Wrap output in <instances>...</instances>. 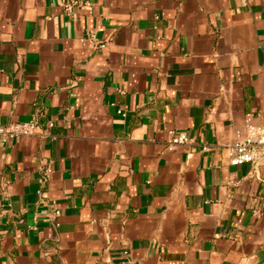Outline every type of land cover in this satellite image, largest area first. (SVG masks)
<instances>
[{"label":"crops","instance_id":"1","mask_svg":"<svg viewBox=\"0 0 264 264\" xmlns=\"http://www.w3.org/2000/svg\"><path fill=\"white\" fill-rule=\"evenodd\" d=\"M63 1L0 0V126L57 136L0 138V264H264V162L228 149L264 127V0Z\"/></svg>","mask_w":264,"mask_h":264},{"label":"built area","instance_id":"2","mask_svg":"<svg viewBox=\"0 0 264 264\" xmlns=\"http://www.w3.org/2000/svg\"><path fill=\"white\" fill-rule=\"evenodd\" d=\"M84 4H87L86 0H67L62 2V7L64 13L70 15L75 8ZM91 42L94 43V40L91 39ZM118 112L121 113V110H118ZM53 126L54 124L50 119H45L43 122H40L38 118H32L27 121L12 122L0 126V138L2 141H7L9 139L17 140L18 138L25 136H39L50 137L52 140H55L57 136L50 133ZM193 143V137H190L186 132L181 131L171 135L166 140L165 148L166 150L171 151L178 145H188ZM228 149L229 163L232 165L243 163L259 164L264 162V127L254 124L252 122L251 114H248L245 120L244 135L241 138L234 139L228 145ZM201 150L207 151L208 146L202 145ZM50 172L51 168L49 165L42 168V183L47 180ZM41 192L42 191L39 188L37 194H41ZM50 207V215L54 225H58L57 218L60 215V209L56 206L54 200H51ZM31 228H35V225Z\"/></svg>","mask_w":264,"mask_h":264}]
</instances>
